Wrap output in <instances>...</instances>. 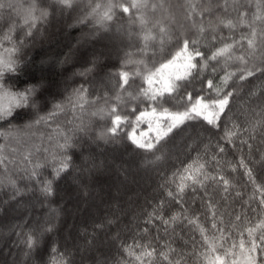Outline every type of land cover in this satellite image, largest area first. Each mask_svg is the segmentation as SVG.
Masks as SVG:
<instances>
[{
	"label": "snow or ice",
	"instance_id": "6c2138e0",
	"mask_svg": "<svg viewBox=\"0 0 264 264\" xmlns=\"http://www.w3.org/2000/svg\"><path fill=\"white\" fill-rule=\"evenodd\" d=\"M78 4H84V7L70 27L78 29L80 36L73 45L69 46L67 52L48 59L42 58L38 65H33L32 60L16 56L27 43L26 39H21L19 44L13 43L11 48L4 49L7 55L0 53V122L11 125L12 120L32 113L37 115V119L25 125L31 128L33 124L47 122L65 111L66 105L63 101L49 100L56 84L50 79L51 75L65 76L71 71L73 76L86 78L90 74L102 72L108 66L103 58L112 55L113 52L118 55L122 50L116 47L115 42L118 39L122 40L126 37L133 45L136 41L139 42L135 52H124L122 67L127 68L128 65L134 64L136 70L119 71L115 103H109L107 93L103 98L96 97L89 100V90L84 85L74 88L67 97L68 104L74 111L78 108L82 114H87V106L90 103L97 104L101 99L104 101L103 105L88 114L90 118L87 123L83 116L79 117L80 123L71 129L72 135L61 133L62 141H57L56 150L51 153L50 159L45 158L43 161L38 160L33 163L32 153L24 155V161L31 164V170L26 169L27 178L36 181L38 191L46 201H50V198L56 195L54 187L56 182L72 170L77 173L74 179L80 180L83 185L81 178L85 176L93 183L103 184L109 178L106 172L115 169L117 174L123 177L120 181L121 186H126L129 169L124 168L122 163L115 164L114 160L112 163L106 160L98 161L92 147L95 145L99 148L101 143L108 145L118 142L119 133L129 121L127 116L119 113L120 105L137 102L144 106V109L136 115L135 121L131 122L133 127L132 131L128 132V140L136 150L151 155L152 159L145 163L156 164L167 158L166 147L169 139L187 122L202 119L211 127H219L218 122L222 115H226L230 110V101L237 95L236 89L226 91L230 81L238 78L243 82L257 73L264 75V0H254V2L253 0H216L215 10L224 15L217 17L215 23L209 18L207 24L204 23V18L206 14L211 16L213 8L201 6L198 0H187V19L191 21V28L179 34L163 21H157L149 26L147 15L149 8L151 7L153 11L163 8V2L150 4L149 0H86V2L85 0H50L48 9H40L33 2L23 12V27L27 29L24 33L25 38L33 36V30L37 29L38 23H47L49 17L56 12L63 15L67 11L71 14ZM0 9H8L10 13L14 11L20 15L12 0H0ZM231 12L236 13V18H231ZM121 14L127 16L130 21L127 30L120 22L123 19ZM197 17L200 19L197 20ZM137 24L139 33L133 27ZM16 27L17 24L13 22L9 27V33ZM245 28L247 31L241 30ZM225 29L227 34L223 31ZM3 39L11 41L8 34H5ZM169 46H174L175 51L170 54V59L160 62L157 67L155 62L157 51L163 56L168 53ZM149 54L152 57L151 61L148 59ZM136 55L140 58L133 59ZM237 63L239 67L236 70H228ZM30 65L31 70H29ZM209 70L213 75L218 70L224 72L220 76L219 83L214 82L211 77L206 81L203 80ZM197 76L202 79L208 92L214 93V96L206 94L194 98L189 92L186 97H182L188 101L183 110L163 107L166 97H173L184 86L183 82ZM136 78H141L147 87L143 85L134 87L133 82ZM259 97H264V91H249L248 99H256L255 105L246 109L252 118L246 121L247 126L233 123L231 129H225L222 139L232 143L233 138H237L242 145L247 144L251 148L250 141L255 139L257 134L264 136V100ZM45 109L49 110L44 115H39ZM132 111L135 112L136 108L133 107ZM91 118L110 119L111 126L102 128L94 136H89ZM142 123L148 124V131H141L137 136L136 129ZM77 133L82 134L79 140L76 138ZM244 135H247L248 139H243ZM0 137L11 140L14 138L13 129L0 131ZM4 148L5 145L0 144V165H5L8 159L3 155ZM218 150L222 153L225 149L218 145ZM76 160L80 161L79 165L75 163ZM212 160L219 163L215 155L212 156ZM260 162L264 164V156L261 157ZM208 165L209 161H202L198 155L192 163L184 166L182 171L173 173L170 182L175 184V191L168 190L166 195L169 200L180 205L181 211L165 217L163 214L165 201L161 200L151 212L147 213L145 227L139 229L137 233L142 237L148 233V225L156 227L158 231L159 225H163L165 234L171 229L173 236H179L180 234L176 232L178 222L186 223L199 230L202 238L200 247L203 251L194 246L193 251L187 253L167 243L158 251L150 242L143 243L134 237L132 244L119 245L118 256H110L96 245V233L104 232L105 228L111 230L113 226L118 228L121 216L126 215L119 203L120 196L117 195L111 198L114 201L109 205L112 210L95 225L85 249L91 254L82 257V260L87 259L90 264H156L159 259L160 264H191V257H197L199 264H264V219L259 220L254 226L249 224L246 227L243 226L240 215L235 216V222L229 220L227 223L239 233L237 242V236L224 226L223 213L210 198L207 208L211 213V229L202 226L199 217L192 215L185 205L183 199L185 190L191 187L195 191L199 186L207 193L208 181H212L217 187L222 184L223 191L228 192L231 181L223 174H210ZM239 167L245 169L246 175L251 180L252 169L243 157L239 161ZM45 168L51 169V177L41 180L40 170ZM8 183L15 189L14 196L21 195L15 180L10 179ZM83 187L84 195H89L88 186L83 185ZM119 191L120 189L117 188V193ZM258 191L262 194L260 203L264 205V188H258ZM61 212L62 209L52 207L50 201L46 213L49 220L40 226L38 232L34 233L30 230L27 234L24 241L28 249L26 255L35 253L37 264H43V254L48 251L51 253L49 264H73L69 254L60 252L57 247L53 246L50 249L47 246L39 247L40 238L46 233H51L55 227L50 219L59 218ZM104 234L107 236L109 233ZM118 239L117 232L112 236V240ZM229 240L232 241L230 245Z\"/></svg>",
	"mask_w": 264,
	"mask_h": 264
},
{
	"label": "trees",
	"instance_id": "16d2710c",
	"mask_svg": "<svg viewBox=\"0 0 264 264\" xmlns=\"http://www.w3.org/2000/svg\"><path fill=\"white\" fill-rule=\"evenodd\" d=\"M12 2L16 5L20 15H17L14 11L10 13L8 9H0V17H2L0 18L1 53L7 55L4 52L5 48H11L13 43L19 44L21 39H26L27 43L16 56L17 58L23 56L25 59L32 60L33 65H38L42 58L48 59L56 54L67 52L70 44H74L80 36L79 30L70 27V25L74 23L75 17L79 14L81 8L84 7V4L76 5L71 14L67 11L63 15L56 12L49 17L47 23H38L37 29L33 30V36L25 38L24 33L27 29L23 27L24 9L33 2L40 9H48L50 0H12ZM161 2L164 4L163 8H158L155 11L151 7L149 8L147 12L149 26L157 21H163L169 24L177 34L189 31L191 21L187 19V0H149L150 4ZM198 2L203 7L211 6L213 8L211 16L209 17L207 14L205 16V24L208 23L209 18L215 23L217 17L224 15L222 12L215 10L216 0H198ZM230 15L231 18H236L235 12H231ZM121 16L123 19L120 22L127 30L130 21L127 16H123V14ZM199 19L197 17V20ZM13 22L17 24V27L9 33V27ZM133 27L139 33V25L137 24ZM241 30L247 31L246 28ZM223 31L227 34L226 29ZM5 34L10 35L11 41L3 39ZM115 43H119L118 45L120 46L118 48L122 50L118 55L113 52L112 55L103 58L108 66L102 72L90 74L86 78L73 76L71 71L65 76L58 74L50 76V79L55 81L56 84L52 89L53 94L49 97V100L63 101L66 105L63 113H59L47 122L33 124L31 128H27L25 125L37 119V115L32 113L12 120L11 125L0 122V131L9 128L14 131V138L11 140L0 137V144L5 145L3 155L8 158L5 161L6 167L5 165H0V181H3V183H0V231L8 228L6 235L3 236L2 234L6 240L4 239L2 244H0V264L7 262L6 258L11 259L12 257H14L15 261L18 260L22 264H37L35 253L26 255L28 249L24 241L30 230L34 233L38 232L40 226L49 220L46 213L50 201L52 207L60 208L62 212L59 218L50 219V222L55 227L51 233H46L40 238L39 247L47 246L50 249L55 246L60 252L68 253L73 264H90L87 259L82 260V257L91 254L85 250L86 242L92 237L94 225L100 223L112 210L109 207L111 203H114L111 198L117 195L120 196V201L125 204L123 210L126 215L121 216L118 228L113 226L111 230L105 228L104 232L96 233V245L108 252L110 256H118L117 249L119 245L121 243L132 244L134 237L143 243L150 242L158 251L166 243L187 253H191L194 246L203 251L200 247L202 238L199 230L186 223L178 222L176 232L180 234L179 236H173L171 229H169L168 234H165L163 225H159V231L156 227L148 225V233L142 237L137 235L139 229L145 227L144 221L147 218V213L151 212L152 208L158 205L161 200L165 201L163 213L165 217L181 211L180 205L169 200L166 193L168 190L175 191V184L170 182L173 173L182 171L184 166L192 163L198 155L202 161H209L208 171L210 174H223L231 181L227 193L223 191L222 184L217 187L212 181L206 182L207 193L199 186L196 187L195 191L191 187L185 190L183 197L185 205L190 209L192 215L199 217V222L202 226L206 229H211V213L207 208L209 198L212 203L217 205L219 211L223 213L224 226L228 227L237 236V242L239 233L227 223L229 220L235 222V216L240 215L242 224L246 227L249 224L254 226L259 220L264 219V205L260 203L262 194L258 191V188H264V164L260 162L261 157L264 156V136L257 134L256 138L250 141L251 148L247 144L242 145L240 139L237 138H233L232 143L222 139L225 129H231L233 123L247 126L246 121L252 118L246 109L254 106L256 99L249 100L248 93L251 90L264 91V75L259 73L243 82L239 81L238 78H234L229 82L226 91L236 89L237 95L230 101V110L227 111L226 115H222L218 122L219 127H211L202 119L187 122L181 129L176 130L169 139L166 147L167 158L156 164L145 163L147 160L152 159L151 155L136 150L128 140V132H131L133 127L131 122L135 121L136 115L144 109V106L137 102H128L120 105L118 108L119 113L127 116L129 121L123 126L124 130L119 133L118 142L108 145L101 143L99 148H96L95 145H92V147L98 161L106 160L112 163L114 160L115 164L122 163L123 167L127 169L128 165H135L133 171H129L128 177L131 181H134L131 178L136 177L140 183V188L136 187L135 189L138 190H134L128 199L124 194L126 190H123V186L120 184L121 179L115 169L106 172V176L109 178L103 184L93 183L86 176L82 177L83 185L88 186L89 195L87 196L84 195V187L81 181L74 179L77 175L75 170L65 174L56 182L54 185L56 195L50 198V201H46L40 195L36 181L27 178L28 171L31 170V164L24 161L23 157L30 152L32 153L31 159L33 163L38 160L43 161L45 158L50 159L51 153L56 150L57 141H62L61 133L72 135L71 129L80 123L79 117L83 116L84 121L87 123L90 118L88 114L103 105L104 101L101 99L99 103H90L87 106V114H82L78 108L74 111L67 101V97L74 88L84 85L89 90V100L96 97L103 98L105 93H107L109 103H115L114 97L118 91L119 71L128 70L134 72L136 70L134 64L128 65L127 68L122 67L124 52H135L136 48L139 47V42L136 41L133 45L125 37L122 40L118 39ZM158 47L157 42V50ZM174 51V46H169L168 53L163 56L157 51L155 56L156 66L158 67L160 62L170 59V54ZM139 58V55L133 56V59ZM148 59L151 61V54H149ZM238 67V63L233 64L228 70H236ZM29 70H31V65ZM223 74V71L218 70L213 75L209 70L205 73L203 80L206 81L207 78L211 77L214 82L219 83L220 76ZM133 84L134 87L140 85L147 87V85L143 84L141 78H136ZM183 84L184 86L180 88L177 94L173 97L165 98L163 107H167L170 110H183L187 106L188 101L182 99V97H186L189 92L193 94L194 98L197 95L205 96L206 94L214 96V93L208 92L199 76L183 82ZM259 99L264 100V97H259ZM133 107L136 108L135 112L132 111ZM48 110L45 109L39 115H44ZM91 119L89 136H94L102 128L111 126L110 119ZM147 126V123L140 124L135 134L139 135ZM81 136V133L76 134L78 140ZM242 138L248 139L247 135ZM218 145L224 147V152H219ZM213 155L217 157L219 163L212 160ZM242 157L252 169L253 177L251 180L246 175L245 169L239 167V161ZM75 163L79 165L80 161L76 160ZM234 167L235 170H233ZM40 172L41 180L51 177L50 168L41 169ZM10 179L15 180L16 187L21 190V195L14 196L15 189L8 183ZM112 179H114L115 183H111ZM253 180L255 183H253ZM73 183L81 185V192L79 191L77 196H74L75 198L70 195L71 189L74 188ZM130 184L131 182L128 181L126 185L129 186ZM114 186L121 188L119 193H111L115 189ZM137 186L139 185L137 184ZM64 191L65 196L63 195ZM26 204L30 205V207H25L24 205ZM92 212L102 214V216L97 217L99 216L98 214L93 217ZM157 223L159 224V222ZM105 232L109 234L106 236ZM117 232L119 233V239L113 241L112 236L116 235ZM231 242L229 240L228 244L230 245ZM81 245H83V250L80 248ZM14 253L16 256H13L15 255ZM50 258V251L45 252L43 254V264H49ZM156 264H160L159 259H157ZM191 264H199L197 257H191Z\"/></svg>",
	"mask_w": 264,
	"mask_h": 264
},
{
	"label": "rangeland",
	"instance_id": "374dc122",
	"mask_svg": "<svg viewBox=\"0 0 264 264\" xmlns=\"http://www.w3.org/2000/svg\"><path fill=\"white\" fill-rule=\"evenodd\" d=\"M119 44V43H118ZM117 43H116V47L118 48L120 45H118ZM71 45H73L72 43L70 44V46ZM118 45V46H117ZM1 53V52H0ZM148 131V126H147V128L144 130V132H147ZM137 136H139L138 134H136ZM111 163V162H110ZM134 166L135 165H128V169H129V171H133V169H134ZM125 168V167H124ZM136 168V167H135ZM117 173V172H116ZM118 175V174H117ZM119 176V175H118ZM129 176V175H128ZM120 177V179L122 180L123 179V177H121V176H119ZM130 178L128 177V180H127V182L128 181H130L131 182V184L128 186V185H126V186H128V187H124L123 186V190H126V191H124V194H125V196H127V199H128V197H130L131 196V193L134 191V190H138V189H135L136 187H139L140 188V183L138 182V180H137V178L135 177H133V178H131L132 180H134V181H131V180H129ZM114 179H112L111 180V183H115L114 181H113ZM144 182H145V178H144ZM144 182H142V183H144ZM141 183V184H142ZM137 184L139 185V186H137ZM73 185H74V188L73 189H71V191H70V195L73 197V198H75L74 196H77V193H79V191L81 192V185L79 184V183H73ZM118 185V184H117ZM120 186V185H119ZM112 187V186H111ZM115 187V189H113V191L111 192V193H113V194H116L117 193V186H114ZM78 189V190H77ZM119 189L121 190V188L119 187ZM112 190V189H111ZM63 195L65 196V191L63 192ZM131 200V199H130ZM120 202V204L122 203L121 201H119ZM122 205V207H123V209H124V205L125 204H121ZM25 207H30V205H28V204H26V205H24ZM77 206H78V203H77ZM127 210V209H126ZM100 211V210H99ZM101 213V212H100ZM99 214V213H98ZM98 214H95V212H92V216L94 217L95 215H98ZM102 216V214H99V216H97V217H101ZM90 224V223H89ZM95 226V225H94ZM6 230H8V228L6 229ZM6 230H1L0 231V244H2V242L4 241V239L6 240V238H3V236H5L6 235ZM77 233H78V230H77ZM2 234H3V236H2ZM80 248L83 250V245H81L80 246ZM15 254V253H14ZM13 255V254H12ZM13 256H16V254L15 255H13ZM20 257V256H19ZM4 259V258H3ZM6 261L7 262H3L4 264H22V263H20V262H18V260L17 261H15L14 260V257H12L11 259H9V258H6Z\"/></svg>",
	"mask_w": 264,
	"mask_h": 264
}]
</instances>
